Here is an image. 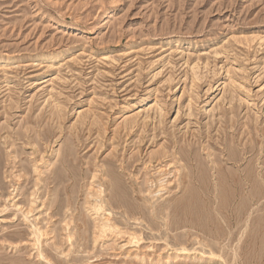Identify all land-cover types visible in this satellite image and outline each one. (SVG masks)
I'll return each instance as SVG.
<instances>
[{"label":"rangeland","instance_id":"obj_1","mask_svg":"<svg viewBox=\"0 0 264 264\" xmlns=\"http://www.w3.org/2000/svg\"><path fill=\"white\" fill-rule=\"evenodd\" d=\"M0 264H264V0H0Z\"/></svg>","mask_w":264,"mask_h":264},{"label":"bare ground","instance_id":"obj_2","mask_svg":"<svg viewBox=\"0 0 264 264\" xmlns=\"http://www.w3.org/2000/svg\"><path fill=\"white\" fill-rule=\"evenodd\" d=\"M48 161V160H47ZM46 161V162H47ZM47 163H49V162H47ZM176 165V164H175ZM172 165H170V167H171ZM173 166H174V163H173ZM169 167V168H170ZM178 167V166H177ZM165 168H166V166H165ZM175 169H176V166H175ZM178 173V172H177ZM180 173V172H179ZM167 174V173H166ZM96 176V175H95ZM95 176H94V179H95ZM97 176H98V174H97ZM178 176H179V174H178ZM98 178V177H97ZM105 178H106V175H105ZM93 179V180H94ZM96 181V180H95ZM106 181V180H105ZM97 182V181H96ZM161 182V181H160ZM95 182H93V184H94ZM93 184L91 183V187H89V190L87 191L88 193H89V195L88 196H91V198L93 197L94 198V201H93V203L92 202H90V204L92 203V209H93V212H95L96 214H102V215H104L103 216V223L101 222V224H102V229H101V231L103 232V233H106L107 234V232H105V231H110L112 228H115L114 227V225L112 226V220L110 219V213H107V210L105 209L106 208V204L104 205L103 204V194H105V193H103L101 190H97L94 186H93ZM101 186V185H100ZM99 186V187H100ZM163 186V185H162ZM97 187V186H96ZM100 188H102V187H100ZM165 190V189H164ZM164 190H162V191H164ZM105 192V191H104ZM12 197V196H11ZM92 198V199H93ZM106 199V198H105ZM88 200V199H87ZM15 201V200H14ZM31 201H33V200H31ZM88 202V201H87ZM33 203H35L34 201H33ZM33 203L31 202V206H34L33 205ZM89 204V203H88ZM87 204V205H88ZM111 205H109V207H110ZM108 208V207H107ZM34 208L33 207H31V209H29L28 210V214H31V213H33V210ZM89 210V209H88ZM110 210V209H109ZM108 210V211H109ZM91 212V211H90ZM110 212V211H109ZM113 216V215H112ZM97 220H99V219H97ZM99 222V221H98ZM114 224V223H113ZM101 226V225H100ZM118 226V225H117ZM99 227V226H98ZM166 227V226H165ZM118 229V228H117ZM122 229V228H121ZM120 228H119V230H121ZM96 231H98V230H96ZM114 232V231H113ZM112 232V233H113ZM124 232V231H123ZM111 233V232H110ZM111 233V234H112ZM99 234V233H98ZM97 234V235H98ZM117 234V233H116ZM133 234V233H132ZM118 236H119V234H117ZM46 236V235H45ZM103 236V235H102ZM104 237H107V236H105L104 235ZM133 238V237H132ZM132 238H131V242H132ZM137 238H139V237H137ZM141 238V237H140ZM139 238V239H140ZM96 239V238H95ZM102 240V239H101ZM134 241V240H133ZM96 242V241H95ZM133 243V242H132ZM131 243V244H132ZM182 249V248H181ZM183 250H185V248L183 249ZM182 250V252H184ZM185 251H187V250H185ZM185 253V252H184ZM201 256V255H200ZM199 259H201V258H199Z\"/></svg>","mask_w":264,"mask_h":264}]
</instances>
